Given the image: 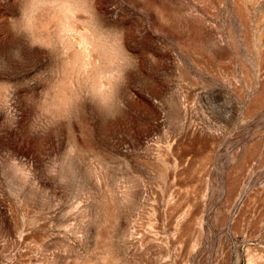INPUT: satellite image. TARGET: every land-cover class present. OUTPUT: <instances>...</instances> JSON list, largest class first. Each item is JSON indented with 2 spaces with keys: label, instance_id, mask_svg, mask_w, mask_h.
<instances>
[{
  "label": "rangeland",
  "instance_id": "374dc122",
  "mask_svg": "<svg viewBox=\"0 0 264 264\" xmlns=\"http://www.w3.org/2000/svg\"><path fill=\"white\" fill-rule=\"evenodd\" d=\"M41 2L50 52L0 0V264H264V0Z\"/></svg>",
  "mask_w": 264,
  "mask_h": 264
},
{
  "label": "clouds",
  "instance_id": "9594fccd",
  "mask_svg": "<svg viewBox=\"0 0 264 264\" xmlns=\"http://www.w3.org/2000/svg\"><path fill=\"white\" fill-rule=\"evenodd\" d=\"M90 3L94 7V0H90ZM49 10L50 5L41 2V0H19V14L9 22L13 36L26 42L29 48L50 52L49 49L45 48L36 40L42 33V21L49 13ZM80 18L85 19V17ZM99 26L103 31L107 43L114 44L119 53L131 55L124 46V32L122 30L108 29L101 24H99ZM13 56L18 64L21 66L25 64L18 50L13 52ZM61 72L62 67L58 60H56L54 65L46 72L37 73L34 77V80L40 81L44 85L38 98L33 99L32 97H28L29 102L34 105V119L45 114L53 103V97L60 95L57 80ZM13 93L14 88L12 95ZM97 102L102 106L106 103V100L103 96H99ZM64 103L67 108L66 115L71 116L76 110L79 101L75 97H72L71 100L64 101ZM84 264H87V261H85ZM95 264H118V260L109 251L102 250L95 256Z\"/></svg>",
  "mask_w": 264,
  "mask_h": 264
}]
</instances>
